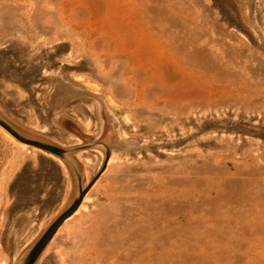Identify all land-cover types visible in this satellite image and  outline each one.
I'll use <instances>...</instances> for the list:
<instances>
[{"label":"rangeland","instance_id":"obj_1","mask_svg":"<svg viewBox=\"0 0 264 264\" xmlns=\"http://www.w3.org/2000/svg\"><path fill=\"white\" fill-rule=\"evenodd\" d=\"M0 116L112 150L68 153L93 181L34 264H264V0H0ZM5 133L0 264H16L77 180Z\"/></svg>","mask_w":264,"mask_h":264},{"label":"water","instance_id":"obj_2","mask_svg":"<svg viewBox=\"0 0 264 264\" xmlns=\"http://www.w3.org/2000/svg\"><path fill=\"white\" fill-rule=\"evenodd\" d=\"M0 126L9 133L13 138L20 141L21 143H25L28 145H33L45 153H48L51 157L55 158L57 161L62 162L63 165H67L69 169L72 171L73 175L77 180V193L71 203L48 225V227L39 235L36 241L27 249V251L22 255V257L17 261L16 264H34L36 259L39 257L41 252L44 250L46 245L49 243L51 238L55 235L59 227L62 223L71 216L76 209L80 206L83 201L84 195L92 183L93 179L86 186H83L81 181V176L77 170V167L73 160L68 156V153L73 150L85 149V148H93L100 147L103 149L105 153L103 165L107 162V159L112 153V150L109 148L107 143L104 140L99 141H90L83 145L64 148L57 144L39 140L34 137L28 136L18 129H16L11 123H9L6 119L0 116ZM102 165V168H103Z\"/></svg>","mask_w":264,"mask_h":264},{"label":"bare ground","instance_id":"obj_3","mask_svg":"<svg viewBox=\"0 0 264 264\" xmlns=\"http://www.w3.org/2000/svg\"><path fill=\"white\" fill-rule=\"evenodd\" d=\"M74 80H76V81H80V77L78 76V77H76ZM85 84V83H84ZM64 95H66L65 93H63V96ZM5 134H7V133H5ZM8 136V135H7ZM20 146L22 147V148H24V147H26V145L25 144H20ZM42 152V151H41ZM113 160V158L111 159V161ZM62 166H64L63 164H62V162H60V161H58ZM60 228V227H59ZM58 231V230H57ZM5 264V263H4Z\"/></svg>","mask_w":264,"mask_h":264}]
</instances>
